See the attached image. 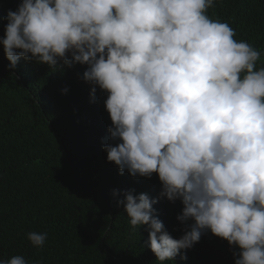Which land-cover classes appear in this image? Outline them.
Instances as JSON below:
<instances>
[{
    "label": "clouds",
    "instance_id": "obj_1",
    "mask_svg": "<svg viewBox=\"0 0 264 264\" xmlns=\"http://www.w3.org/2000/svg\"><path fill=\"white\" fill-rule=\"evenodd\" d=\"M210 7L215 0H22L4 17L0 44L10 68L21 57L51 68L87 65L92 93H107L116 142L103 145L107 161L120 174H157L158 198L183 205V235L173 238L154 215L158 198L125 190L118 201L133 230L147 225L157 261L186 260L210 230L239 249L235 264H264L261 52L210 19ZM47 237L27 234L38 249ZM0 264L27 261L15 255Z\"/></svg>",
    "mask_w": 264,
    "mask_h": 264
},
{
    "label": "trees",
    "instance_id": "obj_2",
    "mask_svg": "<svg viewBox=\"0 0 264 264\" xmlns=\"http://www.w3.org/2000/svg\"><path fill=\"white\" fill-rule=\"evenodd\" d=\"M21 2L0 0V38L8 10ZM206 14L260 51L257 69L264 67V0H215ZM9 64L0 44V260L21 255L27 264H161L148 246L147 225L133 230L118 204L125 190L158 198L161 182L155 173L120 174L107 161L103 145L116 143L108 131L107 93L98 86L92 93L82 78L87 65L51 68L23 57L14 68ZM153 207L165 230L180 238L181 201L158 198ZM32 231L47 232L43 248L28 240ZM234 252L239 249L209 230L186 250V260L178 254L164 264H235Z\"/></svg>",
    "mask_w": 264,
    "mask_h": 264
}]
</instances>
